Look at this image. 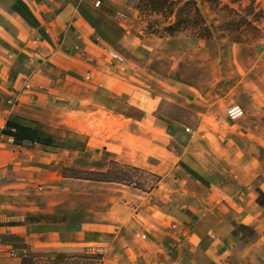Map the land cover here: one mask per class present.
Masks as SVG:
<instances>
[{
	"label": "crops",
	"instance_id": "crops-1",
	"mask_svg": "<svg viewBox=\"0 0 264 264\" xmlns=\"http://www.w3.org/2000/svg\"><path fill=\"white\" fill-rule=\"evenodd\" d=\"M94 1L0 0V264L98 247L101 264H264V103L249 92L237 124L226 114L231 91L159 85L137 54L117 50L137 10L129 0ZM163 99L189 111L194 128L162 114ZM80 104L152 131L164 120L163 135L144 136L146 154L130 130L131 147L89 135L80 151L90 171L120 162L158 174L155 187L85 179L106 191L66 202L29 197L62 178L59 118ZM7 119L53 144L15 143L1 133Z\"/></svg>",
	"mask_w": 264,
	"mask_h": 264
},
{
	"label": "rangeland",
	"instance_id": "rangeland-1",
	"mask_svg": "<svg viewBox=\"0 0 264 264\" xmlns=\"http://www.w3.org/2000/svg\"><path fill=\"white\" fill-rule=\"evenodd\" d=\"M256 1L264 9V0ZM143 25L144 23L139 20L137 12L134 24L128 28L132 35L127 34L124 40L118 44L117 50L124 56H130L133 52L137 54L140 68L150 71L159 85L166 88L171 85V80L177 79L192 88L199 87L205 91H210L212 88L217 92L231 91L232 103L239 104L241 107L242 103L247 102L248 93L253 92L258 95V100L264 103V39L253 44H240L230 42L226 38L199 39L185 34L173 37L147 36L142 31ZM261 26L264 27V21ZM137 33L141 34L142 38L138 37ZM109 37L111 38L113 35L110 33ZM82 106L83 104L77 106L76 111L70 116L66 114L59 118L60 124L57 128L55 146L59 147L61 156L64 157L60 163V177L62 178L56 186L44 185L37 188L29 197L42 196L43 194V196L66 202L68 198L81 200L90 198L92 194H95L96 198L102 196L101 192H105L106 189L100 188V185H107L93 184L82 178L100 177L96 172H89L85 157L80 152L89 135L95 137V144H99V139L102 138L118 139L128 148L131 147L133 141L128 139L131 135H128L127 131H134L141 137L138 144L134 137L132 147L134 150L146 154L149 150L153 151V148L148 147V143L144 142L148 134L153 131L156 136L164 134L159 129L165 127L163 119L156 124V129L152 131V125L131 123L117 115L116 112H111L103 107L89 111L82 109ZM93 106L97 105L93 103ZM159 110L162 114L175 120L187 122L190 128H194V117L179 105L163 99ZM244 115L245 112L240 118L233 121L240 124ZM160 142L162 140L156 137V153L160 152ZM68 149L70 150L69 154ZM68 157L71 160L68 161ZM106 177L118 180L117 182L123 184L134 182L135 186L142 190L155 187L160 180L158 174L143 168L112 161L109 163ZM91 185L98 186L90 188ZM108 186L120 187L114 184H108ZM89 191H93V193L90 194ZM90 253L87 251L73 256L47 255L36 258L35 263L99 264V260L88 258L87 255ZM94 253L101 254L100 252Z\"/></svg>",
	"mask_w": 264,
	"mask_h": 264
},
{
	"label": "trees",
	"instance_id": "trees-1",
	"mask_svg": "<svg viewBox=\"0 0 264 264\" xmlns=\"http://www.w3.org/2000/svg\"><path fill=\"white\" fill-rule=\"evenodd\" d=\"M129 3L137 10L139 20L144 23L142 31L147 36L173 37L185 34L199 39L226 38L240 44H253L264 39V27L261 26L264 9L256 0H129ZM137 36L142 38L139 33ZM1 133L12 136L15 143L27 139L45 145L53 144L51 135L11 119L6 120ZM108 171L109 168L95 171L100 177L82 178L118 181L106 177ZM261 195L259 191L258 198ZM87 256L99 260L101 264V254L90 253ZM21 260V264H36V258L33 257L25 256Z\"/></svg>",
	"mask_w": 264,
	"mask_h": 264
},
{
	"label": "built area",
	"instance_id": "built-area-1",
	"mask_svg": "<svg viewBox=\"0 0 264 264\" xmlns=\"http://www.w3.org/2000/svg\"><path fill=\"white\" fill-rule=\"evenodd\" d=\"M94 5L95 6H99L100 5V1L99 0H95L94 1ZM243 108L239 105V104H231L230 106L227 107L226 109V114L228 116L229 119L231 120H235L240 118L243 115ZM89 252L93 253V252H102V248L98 247L95 249H91Z\"/></svg>",
	"mask_w": 264,
	"mask_h": 264
}]
</instances>
